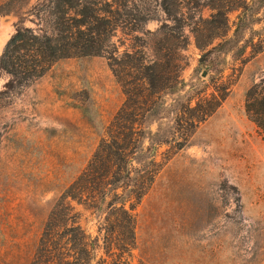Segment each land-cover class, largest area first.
Masks as SVG:
<instances>
[{
  "label": "rangeland",
  "instance_id": "rangeland-1",
  "mask_svg": "<svg viewBox=\"0 0 264 264\" xmlns=\"http://www.w3.org/2000/svg\"><path fill=\"white\" fill-rule=\"evenodd\" d=\"M116 3L120 20L109 54L132 90L128 110L140 112L144 151L134 164L143 166L154 154L159 168L141 201L126 202L128 209L135 204L134 261L264 264V132L245 110L248 89L264 80V9L250 17L233 51L202 64L223 39L207 23L214 13L208 0L179 1L181 28L162 0ZM51 5L0 0V56L19 26L50 32ZM239 14L229 12L224 38L234 37ZM126 52L160 65L155 90L144 79L132 80L138 70ZM10 80L0 70V264H31L48 215L93 157L127 95L105 55L59 60L44 76L13 88L6 86ZM222 94L221 106L193 126L198 113L188 106ZM66 200L93 236L102 222L115 220L105 208Z\"/></svg>",
  "mask_w": 264,
  "mask_h": 264
},
{
  "label": "trees",
  "instance_id": "trees-1",
  "mask_svg": "<svg viewBox=\"0 0 264 264\" xmlns=\"http://www.w3.org/2000/svg\"><path fill=\"white\" fill-rule=\"evenodd\" d=\"M119 0H52L50 13L52 28L50 32L32 27L19 26L7 42L0 56V70L8 73L11 80L7 87L27 84L44 76L52 65L71 57L107 56L114 74L123 82L127 101L107 127L93 157L87 166L64 191L44 224L42 235L36 246L31 264H146L143 260L134 261L136 249L135 217L126 202L135 199L139 203L153 184L158 164L154 154L148 156L143 166H136L135 161H142L138 154L144 151L140 132L136 126L140 112L128 110L132 90L128 81L120 77L113 56L109 54L110 42L119 26ZM179 1L162 0V7L169 18L183 27V17ZM214 10L207 21L214 37L223 39L207 50L201 63H213L216 55L229 53L239 44L243 31L250 25V17L264 9V0H208ZM239 10V21L234 37L224 38L223 30L227 26L228 14ZM182 15V14H181ZM221 29H223L221 31ZM246 48V46H245ZM245 48H240L243 55ZM175 51V50H174ZM109 54V55H107ZM131 67H136L134 78L146 81L153 90L162 80L159 64H145L135 57V53L126 52ZM128 75H133L130 71ZM130 80L129 84L132 83ZM140 82L136 83L140 88ZM177 85L169 89L174 91ZM216 96L213 94V98ZM225 96L215 102L199 100L188 109L198 115L193 121L197 126L218 109ZM131 107V106H129ZM182 108H185L184 104ZM148 107L140 114L144 117L150 112ZM245 110L248 117L264 132V80L255 83L246 93ZM122 192H119V190ZM89 202L97 210L104 208L115 216L107 219L98 228V235L93 236L79 222L78 214L72 212L67 198Z\"/></svg>",
  "mask_w": 264,
  "mask_h": 264
}]
</instances>
